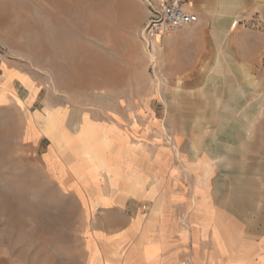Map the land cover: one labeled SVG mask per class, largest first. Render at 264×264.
<instances>
[{"label":"rangeland","instance_id":"obj_1","mask_svg":"<svg viewBox=\"0 0 264 264\" xmlns=\"http://www.w3.org/2000/svg\"><path fill=\"white\" fill-rule=\"evenodd\" d=\"M158 1L0 0V264H87L96 203L62 191L29 141L59 115L130 134L156 176L126 180L155 191L140 208L163 217L168 255L264 243V0H182L199 22L150 51ZM83 157L120 176L94 147ZM159 245L145 239L144 258Z\"/></svg>","mask_w":264,"mask_h":264},{"label":"crops","instance_id":"obj_2","mask_svg":"<svg viewBox=\"0 0 264 264\" xmlns=\"http://www.w3.org/2000/svg\"><path fill=\"white\" fill-rule=\"evenodd\" d=\"M237 26L236 21L231 25V31ZM12 71L14 75L16 71ZM14 80L20 79L15 76ZM2 83H5V78L0 76V85ZM14 83L8 85L13 86ZM77 123L80 127L90 125L96 131L80 135L74 130L73 125ZM53 124V128L43 127L40 133L35 128L29 141L35 147L44 145L41 148L42 163L62 191L72 193L82 203H96L95 218L85 244L87 264H186L183 254L168 255L169 248L162 241L163 217L156 212L145 217L140 208L142 203L151 202L155 191L149 192L147 184L139 190H132V184L126 180V175L133 174L140 176L142 181L156 176L154 166L150 165L142 150L134 147L130 134L92 116L73 122L71 115H59L53 119ZM92 147L119 171L117 179L111 181L107 169L96 168L93 158L83 157ZM128 162L133 163L129 171ZM148 238L159 242L160 249L154 258L146 260L142 244ZM218 252L206 264L211 261L214 264H264V243L256 249L240 250L225 257L219 249ZM191 264L203 263L198 257H193Z\"/></svg>","mask_w":264,"mask_h":264},{"label":"built area","instance_id":"obj_3","mask_svg":"<svg viewBox=\"0 0 264 264\" xmlns=\"http://www.w3.org/2000/svg\"><path fill=\"white\" fill-rule=\"evenodd\" d=\"M150 8V17L142 34L150 51H154L155 43L199 22V17L182 0H159L150 4Z\"/></svg>","mask_w":264,"mask_h":264}]
</instances>
